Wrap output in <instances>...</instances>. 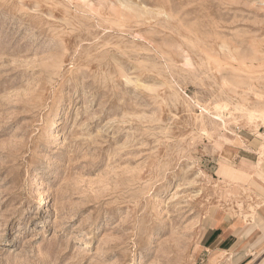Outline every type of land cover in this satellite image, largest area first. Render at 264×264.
Returning <instances> with one entry per match:
<instances>
[{"label":"rangeland","instance_id":"obj_1","mask_svg":"<svg viewBox=\"0 0 264 264\" xmlns=\"http://www.w3.org/2000/svg\"><path fill=\"white\" fill-rule=\"evenodd\" d=\"M259 110L264 0H0V264H228Z\"/></svg>","mask_w":264,"mask_h":264},{"label":"crops","instance_id":"obj_2","mask_svg":"<svg viewBox=\"0 0 264 264\" xmlns=\"http://www.w3.org/2000/svg\"><path fill=\"white\" fill-rule=\"evenodd\" d=\"M241 139L234 164L222 165L221 173L243 188L253 210L211 206L202 221L199 248L208 256L226 258L228 264H264V155L260 151L264 145Z\"/></svg>","mask_w":264,"mask_h":264},{"label":"bare ground","instance_id":"obj_3","mask_svg":"<svg viewBox=\"0 0 264 264\" xmlns=\"http://www.w3.org/2000/svg\"><path fill=\"white\" fill-rule=\"evenodd\" d=\"M258 96V95H257ZM262 111H264V110H262ZM262 111H260L259 110V112H262ZM258 112V111H257ZM254 115H255V113H254ZM251 116H253V115H251ZM255 116H257V115H255ZM258 117H261V115H259ZM253 118V117H252ZM255 118V117H254ZM262 118V117H261ZM221 119V118H220ZM222 120V119H221ZM263 120H264V118H263ZM224 122V121H223ZM225 123V122H224ZM54 127L57 129L58 128V122H56V123H54ZM261 155H263L262 153H261ZM264 157V156H263ZM262 162V161H261ZM260 164H262V163H260Z\"/></svg>","mask_w":264,"mask_h":264}]
</instances>
